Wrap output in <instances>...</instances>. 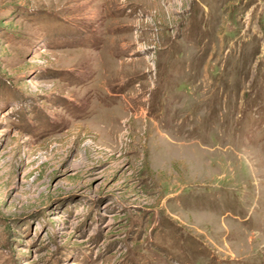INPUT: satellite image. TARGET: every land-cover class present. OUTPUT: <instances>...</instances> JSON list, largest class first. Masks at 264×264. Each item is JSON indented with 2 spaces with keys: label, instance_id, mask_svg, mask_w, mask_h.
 I'll use <instances>...</instances> for the list:
<instances>
[{
  "label": "rangeland",
  "instance_id": "obj_1",
  "mask_svg": "<svg viewBox=\"0 0 264 264\" xmlns=\"http://www.w3.org/2000/svg\"><path fill=\"white\" fill-rule=\"evenodd\" d=\"M0 264H264V0H0Z\"/></svg>",
  "mask_w": 264,
  "mask_h": 264
}]
</instances>
